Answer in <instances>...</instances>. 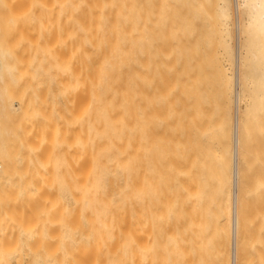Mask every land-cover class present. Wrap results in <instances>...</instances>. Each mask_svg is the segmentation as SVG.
<instances>
[{
  "label": "bare ground",
  "instance_id": "6f19581e",
  "mask_svg": "<svg viewBox=\"0 0 264 264\" xmlns=\"http://www.w3.org/2000/svg\"><path fill=\"white\" fill-rule=\"evenodd\" d=\"M84 2L75 36L51 43L56 66L84 86L82 170L58 181L30 166L16 170L12 151L3 150L0 235L68 226L99 246L147 248L152 233L180 231L192 233L198 264H238L247 146L251 135L264 137V0ZM16 53L0 38V54ZM12 87L0 69V139L16 129L5 126L16 111ZM33 104L25 111L31 119ZM28 137L40 157L43 138L34 128ZM9 250L0 243V264ZM124 255L118 259L139 260L135 251Z\"/></svg>",
  "mask_w": 264,
  "mask_h": 264
},
{
  "label": "rangeland",
  "instance_id": "374dc122",
  "mask_svg": "<svg viewBox=\"0 0 264 264\" xmlns=\"http://www.w3.org/2000/svg\"><path fill=\"white\" fill-rule=\"evenodd\" d=\"M76 4H78L80 8H76ZM84 4V0L0 1V38L3 39L5 43L11 42L12 44H16L17 48V53L12 58L0 54V69L5 75L8 84L13 86L11 100L16 110L10 114L9 119L5 122V126L9 128L14 126L16 129L12 131V136L0 139V153L5 149L13 152V154L11 152L6 155L9 156L10 154L16 158L13 162L16 170L25 171V167L30 166V169L32 168L34 171L41 170L42 173L51 174L55 180L64 182L73 180L72 176H74L73 174L78 167L82 170L84 164L83 137L85 126V114L83 112L84 86L83 82L79 84L76 82L73 73L71 74V72L67 70H61L56 66L51 43L54 38L63 36L67 32L70 33L69 35L75 36L74 29L77 23H80V26H82ZM31 101H34L32 119L25 115L27 105ZM28 118H30V120H28ZM31 128L38 131L39 136L43 138L44 141L41 145L42 152L40 157H38L39 159L36 158L37 153L33 152L32 148L29 146L30 138L28 134L31 132ZM250 139L252 140L248 146H251H247L248 153H246L248 156L246 155L245 159L246 157L247 159L249 158L247 163L249 162L252 167H249L247 163L246 165L244 159V164L246 166H244L245 172L243 171L245 179L243 177L242 195L245 197L242 196L243 198H241V208L243 207V210H241L242 223L239 234L240 251L238 250V260L241 261V264H246L248 261L250 262H248L249 264H264V259H261L262 256L259 255L260 253L264 254L262 250L264 249V214H262L264 213V199H262L264 198V188L261 189V182H259L264 180V137L259 133L258 135L255 133L251 135ZM258 147H260V149ZM258 152L261 153L263 157L262 162L261 159H259L261 155H259ZM250 153L251 156L249 155ZM255 155L257 156L255 157ZM252 156L254 157L252 158ZM0 163H2L3 166L5 165V163L1 161ZM259 176L260 179L258 178ZM246 196L248 199H246ZM255 200L257 201L255 202ZM245 201L246 204H244ZM249 206V210H251L253 213H251V215L253 216H250V212L246 211ZM254 207H257L256 211ZM242 212H244L243 215ZM250 222L251 224H249ZM254 222L256 224H254ZM246 225L248 226L247 228L244 227ZM256 225L258 227H256ZM58 227H51L50 229H52V231L48 228H45L46 230L42 229L41 231L39 229L41 233H43V231L45 232L41 234L40 238H38L40 236L39 231H37L38 233L30 234V236L29 234L26 236L24 233L26 238L23 237V232L21 233L19 231L18 236H15L17 239L13 238L17 230L8 229V232L6 230L5 232L3 231L0 235L2 236L0 239L2 238L3 240H0V243L6 244L7 242L9 249L11 248V250H9L11 252L10 257L5 264H198L199 261L197 248L196 245H194V238L186 237L192 233L180 231L169 232V235L168 233H152L155 237L151 238V242L149 241L147 243L144 241L146 244L145 247L147 248H143L144 246L140 243L139 244L143 247L138 245L139 247L136 246L135 248H120L117 246L114 248V245L108 247V245L101 246L100 244L99 246V244L93 242H91L93 243L91 247V243L84 238V235L87 233L85 234L82 231L76 234L71 233V235L68 226L67 228L66 226H64L65 228L63 226L61 227V229L64 228V231L59 230L60 227ZM47 229L48 232L50 231L48 233L50 236H47ZM161 234L165 235L163 239L158 238ZM56 235H60V239L56 237ZM35 236L38 240L40 239L39 242L36 241ZM74 236L78 238L77 241L73 238ZM6 237H8V239ZM62 237L65 239H63L64 242ZM251 237L252 239H250ZM34 238L35 242H38L37 244L33 242ZM25 239L28 241L26 242ZM57 239H59L60 244H58L59 241ZM16 240L20 247H22L21 250L20 247H17ZM46 240L51 242L50 246L49 242H47L48 244L46 243ZM10 241H14L13 244ZM53 241L55 242L53 243ZM28 242H30V245H36L27 249L30 247L28 246ZM10 243L12 245H9ZM46 244L49 247H46ZM33 247L34 250L32 249ZM50 247L51 249H49ZM257 248L261 249L263 252L257 250ZM24 249L26 252L23 253ZM32 250L35 252L36 257H34L35 255L33 256ZM126 251H135L136 257L139 258L138 262L136 263L137 259H135V262L121 260L122 257L124 259L129 257L124 255ZM16 252L17 255L14 254ZM47 252H49V254ZM113 253L115 255H113ZM245 253L247 259L243 256ZM252 256H254V258ZM186 257L187 259L191 257L192 259H188L191 261H183V258L185 259ZM19 258L21 261H19ZM259 260H261V263ZM239 261L238 264H240Z\"/></svg>",
  "mask_w": 264,
  "mask_h": 264
}]
</instances>
